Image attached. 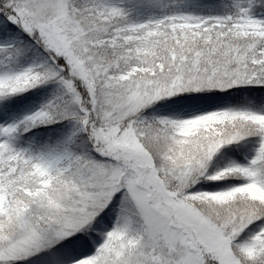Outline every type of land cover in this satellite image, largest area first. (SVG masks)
<instances>
[{
	"label": "snow or ice",
	"instance_id": "6c2138e0",
	"mask_svg": "<svg viewBox=\"0 0 264 264\" xmlns=\"http://www.w3.org/2000/svg\"><path fill=\"white\" fill-rule=\"evenodd\" d=\"M0 264H264V0H0Z\"/></svg>",
	"mask_w": 264,
	"mask_h": 264
}]
</instances>
